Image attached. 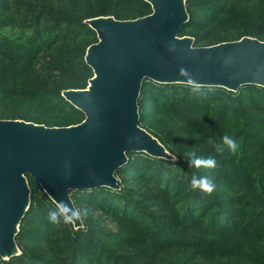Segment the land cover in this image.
Instances as JSON below:
<instances>
[{
	"label": "trees",
	"instance_id": "1",
	"mask_svg": "<svg viewBox=\"0 0 264 264\" xmlns=\"http://www.w3.org/2000/svg\"><path fill=\"white\" fill-rule=\"evenodd\" d=\"M180 36L197 46L253 36L264 40V0H186ZM146 0H0V118L69 126L85 114L62 94L94 76L87 48L98 42L85 22L136 19ZM158 83L146 78L140 124L175 159L129 152L119 189L72 191L87 215L82 227L51 224L54 201L30 174L31 204L16 241L21 253L0 264H264V87ZM233 136L240 149L215 153L209 137ZM219 167H189L188 152ZM193 174L213 179L211 194L193 191Z\"/></svg>",
	"mask_w": 264,
	"mask_h": 264
},
{
	"label": "water",
	"instance_id": "2",
	"mask_svg": "<svg viewBox=\"0 0 264 264\" xmlns=\"http://www.w3.org/2000/svg\"><path fill=\"white\" fill-rule=\"evenodd\" d=\"M152 13L136 19H86L98 42L86 51L94 76L86 88L63 96L85 114L69 126H47L0 118V257L21 253L16 236L31 204L27 175L54 201L76 208L72 191L102 186L119 189L118 168L129 152L175 159L140 124L139 98L146 78L158 83L219 86L238 91L245 84L264 87V40L243 36L197 46L180 36L189 20L186 0H146ZM181 69L187 75H181ZM82 227V220L74 223Z\"/></svg>",
	"mask_w": 264,
	"mask_h": 264
},
{
	"label": "clouds",
	"instance_id": "3",
	"mask_svg": "<svg viewBox=\"0 0 264 264\" xmlns=\"http://www.w3.org/2000/svg\"><path fill=\"white\" fill-rule=\"evenodd\" d=\"M181 75H187L185 70L181 69ZM189 84L191 85L192 91H200L198 85L194 81L189 79ZM207 143L211 146L215 153L223 155L225 150L230 153H237L240 149V144L233 137L225 133L217 141L214 137H209ZM189 162V167L193 168H218L219 162L214 156L203 157L198 155L195 151H191L185 154ZM189 187L191 190H199L201 192L211 194L215 190V184L213 179L207 175H197L193 174L190 179ZM87 215V209L81 212L80 209H75L63 200L55 202L54 206L47 211V219L51 224H59L63 220L66 224L74 223L77 220H82L84 216Z\"/></svg>",
	"mask_w": 264,
	"mask_h": 264
}]
</instances>
